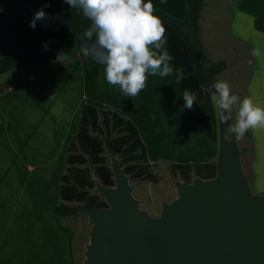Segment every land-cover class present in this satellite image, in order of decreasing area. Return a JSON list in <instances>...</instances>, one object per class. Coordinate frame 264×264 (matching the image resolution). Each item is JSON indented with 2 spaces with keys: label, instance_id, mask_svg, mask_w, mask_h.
<instances>
[{
  "label": "crops",
  "instance_id": "0c3cea01",
  "mask_svg": "<svg viewBox=\"0 0 264 264\" xmlns=\"http://www.w3.org/2000/svg\"><path fill=\"white\" fill-rule=\"evenodd\" d=\"M152 3L176 17H182L185 12L183 0H152ZM45 4L49 6L45 8ZM40 9L48 14V19L37 21L36 27L32 28L30 22ZM254 17L264 20V0H202L198 26L204 55L209 61L222 59L226 62L216 74V82L220 73L235 63L244 62L253 69L256 63L264 62V40L262 32L252 26ZM90 24V20L70 8L64 0H0V56L27 45L54 52L55 56L63 51L62 54L68 56L64 64L55 60L30 62L0 74V82L11 81L0 91V214L6 205L11 206V211L18 207L16 197L19 192L10 199L16 186L20 185L21 191L26 185L32 186L28 192L25 190L21 207L28 217L36 212L35 215L41 214V218H53L56 222L53 238L67 260L69 255L72 256L73 230L62 223L53 208L59 200L58 178L64 171L67 142L76 130L82 104L108 108L130 119L152 166L162 157L167 143L159 122L174 117L180 110L178 99L183 98L184 93L178 88V70L175 68L167 77L149 74L145 88L133 98L127 97L119 85L109 84L104 65L85 57L81 51L82 30ZM254 49L261 54L254 56ZM206 90L212 95V91L204 88L203 99L194 106L195 109L205 102ZM202 109L206 110L205 117L209 119L213 138L215 129L217 131V145L201 162H216V108L208 104ZM183 136V139L175 140V148L188 145V139ZM27 153L40 155L38 171L33 176L26 172L32 173L36 168L26 158ZM189 159L179 160V163ZM62 165L63 171L55 178L56 192L51 200L44 188L50 181L43 171ZM6 244L0 243V264ZM21 245L13 251L17 259L22 258L24 248Z\"/></svg>",
  "mask_w": 264,
  "mask_h": 264
},
{
  "label": "water",
  "instance_id": "95a60500",
  "mask_svg": "<svg viewBox=\"0 0 264 264\" xmlns=\"http://www.w3.org/2000/svg\"><path fill=\"white\" fill-rule=\"evenodd\" d=\"M216 118L214 175L181 178L156 217L137 206L128 174L110 152L113 183L94 180L91 187L108 204L74 208L90 223L82 264H264V192H248L234 137L224 140L229 122L217 111Z\"/></svg>",
  "mask_w": 264,
  "mask_h": 264
},
{
  "label": "rangeland",
  "instance_id": "374dc122",
  "mask_svg": "<svg viewBox=\"0 0 264 264\" xmlns=\"http://www.w3.org/2000/svg\"><path fill=\"white\" fill-rule=\"evenodd\" d=\"M262 59L264 61V58ZM252 68H249L244 62H238L218 76V82H229L231 93L240 97V100L232 108L231 118L228 120L229 124L236 123L239 104L245 97H251L254 104L264 108V62L256 63V66L254 65ZM206 95L205 102L196 109L194 106H198V102L195 101L193 107L187 109L184 107L183 98H179L178 107L180 110L176 112L174 117L160 120L159 124L164 131L163 135L165 134L164 136L167 138V143H165V151L161 154L162 157L157 159L154 165L150 167L153 179L142 180L128 176V183L131 185V196L137 200V206L150 217L158 216L161 201L167 202L173 198L176 195V183L183 181L178 172L171 171L170 164L188 158H190L187 161L189 163H200L202 159L208 157L210 151L216 149L217 131L215 129V138H213L214 136L209 131V119L205 117L206 110L202 109L208 104H213L208 90H206ZM183 134L188 139V145L175 148V140L183 139ZM168 142H170V145ZM234 142L239 166L246 181L248 192L250 194L263 193L264 129H249L242 139L237 140L234 138ZM102 146L101 156L104 163L110 168L111 151L105 144H102ZM38 156H40L38 153L26 154L28 161L36 165V168L31 171L32 173H30V170L26 171L32 176L34 172L38 171ZM114 156L119 161L118 156ZM172 159L175 160L172 161ZM78 166L88 167L93 182L94 180L98 181L92 171L93 165L89 160ZM47 169H44L43 172L50 184L45 185L44 188L49 199L53 200L56 192L55 178L59 171H63V165L56 169ZM22 171L21 169V173ZM25 187L28 192V188L30 189L32 186L26 185ZM20 189V185L16 186L10 198L12 199L19 192L16 197L18 207L11 211V206L6 205V208H3V212L0 214V243H7V249L4 250L1 264H82L84 245L88 241L90 231L87 216L78 211L75 214L60 216L62 223L73 230L72 256L69 255L67 260L61 252V246L56 247L53 238L56 222L49 216L41 218V214L35 215L36 212L28 217L27 211H23L21 207V199L25 197L26 191H21L23 188ZM89 191L95 192L99 196V193L93 188ZM101 198L103 197L101 196ZM65 203L71 206L81 204L76 201H66ZM25 213L26 216H24ZM20 245L24 248V251L21 255L22 258L17 259L16 253L13 251Z\"/></svg>",
  "mask_w": 264,
  "mask_h": 264
},
{
  "label": "trees",
  "instance_id": "16d2710c",
  "mask_svg": "<svg viewBox=\"0 0 264 264\" xmlns=\"http://www.w3.org/2000/svg\"><path fill=\"white\" fill-rule=\"evenodd\" d=\"M183 1L185 12L182 17H176L159 7H154L153 14L161 18L166 28V47L174 57L172 67L178 70V88L182 92L189 90L196 97L195 101L199 102L203 99L202 90L209 89L216 82V74L226 66V62L222 59L209 61L204 55L198 26L202 0ZM252 26L262 32L264 40V20L254 17ZM55 58L54 52L41 51L35 45L22 46L0 56V74L14 66L30 62L50 63ZM10 83L9 79L0 82V91ZM102 144L118 156L119 163L130 178L153 179L151 163L147 161L144 146L130 119L114 110L83 103L76 130L67 142L64 171L58 178L59 200L53 208L56 215L76 213L75 206L66 204V201H76L87 206L107 205L98 194L89 191L94 182L88 167L78 166L89 160L98 181L104 185L112 184V173L101 156ZM170 169L178 172L184 180H189L192 176L205 178L214 175L215 162H174L170 164Z\"/></svg>",
  "mask_w": 264,
  "mask_h": 264
},
{
  "label": "clouds",
  "instance_id": "9594fccd",
  "mask_svg": "<svg viewBox=\"0 0 264 264\" xmlns=\"http://www.w3.org/2000/svg\"><path fill=\"white\" fill-rule=\"evenodd\" d=\"M64 3L91 21L80 37L83 55L104 65L107 82L119 85L127 97H136L145 88L149 74L160 77L172 74L174 57L166 47V28L161 18L153 14L152 0H64ZM47 19L48 14L40 9L30 27L35 28L37 21ZM47 47L45 42V50ZM62 52L54 62L64 64L68 56ZM260 54L258 49L253 50L254 56ZM213 89L211 101L221 121L227 122L240 97L231 93L227 81L213 83L209 90ZM183 100L184 107L191 109L196 97L185 89ZM257 128L264 129V108L254 104L251 97H245L239 104L236 123L225 130L224 140L242 139L249 129Z\"/></svg>",
  "mask_w": 264,
  "mask_h": 264
}]
</instances>
